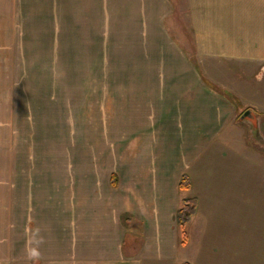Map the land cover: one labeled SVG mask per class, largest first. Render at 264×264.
Returning <instances> with one entry per match:
<instances>
[{"label":"rangeland","instance_id":"rangeland-1","mask_svg":"<svg viewBox=\"0 0 264 264\" xmlns=\"http://www.w3.org/2000/svg\"><path fill=\"white\" fill-rule=\"evenodd\" d=\"M167 1L173 12L162 18L160 32L155 30L160 19L137 15L131 0L120 19L116 7L109 9L113 23L106 31L93 22L95 31L83 30L89 27L81 23L89 0H0V264H41L37 244L42 247L51 233L66 234L71 201L77 227L100 205L114 211L126 233L123 253L130 258L141 253L144 213L149 201L157 208L162 198L150 179L165 166L172 175L182 169L163 158L168 151L158 141L168 130L149 99V88L164 83L159 78L166 63L150 57L160 49L158 33L183 48V54L176 48L178 57L166 59L175 70L186 67L179 82L209 83L230 94L237 106L233 118L248 122L247 134L264 147V0ZM213 92L220 103L233 105ZM193 98L199 97L189 101ZM248 109L251 115L240 117ZM261 155L252 167L245 161L251 178L241 175L238 160L222 161L226 173L238 170L228 173L237 189L230 196L218 193L212 207H203L187 226L192 250L209 231L217 235L212 241L218 247L226 241L223 234L233 228L224 221L228 212L237 232L253 234L249 203L260 215L263 210ZM179 191L173 203L183 199ZM177 229L182 244L178 224Z\"/></svg>","mask_w":264,"mask_h":264},{"label":"crops","instance_id":"crops-1","mask_svg":"<svg viewBox=\"0 0 264 264\" xmlns=\"http://www.w3.org/2000/svg\"><path fill=\"white\" fill-rule=\"evenodd\" d=\"M128 1L130 0H121L120 4L115 6V4L108 3V0H89L88 9L83 12L84 20L81 22L89 27L83 30L92 31L91 22L100 27L97 29L99 31L109 30V26L113 23L112 18L109 17V9L116 7L118 9L116 14L120 19L128 11ZM131 1H133L131 7L137 15L142 13L148 16V19L151 16L159 18L160 23L163 17L173 12L171 1ZM162 27V23L158 24L155 30L161 32ZM158 34L155 48L160 49L156 54L152 53L150 57L154 56L158 60L157 63H166L162 77L159 78L163 79L164 83L155 88H149V99L155 102L154 109L158 112L156 119L162 120L164 127L168 130L164 131V136L159 137L158 141L159 147L166 148L168 151L163 158L165 161H174V168L178 166L182 169L172 175L165 166L162 170H156L153 174L156 177L150 179L154 183L155 190L161 192L159 197L162 198L157 208L153 202L149 201L151 205L144 213L146 216L144 233L147 237H145L141 253L137 258H130L123 253L122 245L126 233L120 232V226L112 214L114 211L108 212L100 205V209L94 212V215L88 213L89 218L84 217L77 227L75 224L76 209L71 201L68 206V218H66V234L63 231L59 232V235L51 233V239L43 237L42 247L39 243L37 244L36 255L42 259L41 264H183L186 262L189 264H264V197L258 201L263 209L261 215L260 208L254 207L253 201L249 203L251 212L249 224L253 234L237 232L236 220L234 217L231 219L228 212L224 217L225 224H229L230 228V222L233 223L232 232L228 230L226 234H223L228 243L225 241L221 244L220 242L221 246L218 247L212 241L217 235L210 231L206 234L212 236L211 239L205 234L196 250L191 249L193 245L189 234L186 244L179 243V231L172 214L181 205L182 200L180 202L175 200V203L172 200L173 193L182 190L180 181L183 174H187L191 179V188L182 190L183 198L184 196L197 198L196 212L189 222V224H194L203 207L207 209L212 207L218 193L223 192L230 196V192L237 189L236 185H231L234 179L228 173L235 172L237 175L238 170L226 173L221 165L222 161L228 158L238 160L241 175L244 176V172L245 178H251L245 168V161L248 160L249 166L252 167V161L260 159L261 154H264V147L259 145V135L256 141L247 134L248 122L241 123L233 118V112L237 106L221 90L207 82L209 86H196L195 81H189L191 83L188 84L179 82L186 76V67L184 69L176 67L175 70L167 66L166 59L178 57L179 53L176 48L179 49L180 54H183V48L179 47L173 39L168 40L166 35ZM167 81L175 82L169 85ZM189 90L192 94L188 92ZM213 90L222 93L233 105L220 103V97H214ZM191 95L199 98L196 101L193 98L190 102ZM242 114L240 113V117ZM159 131L160 129L157 130L158 136H160ZM153 196H151L152 200ZM255 204L257 205V202ZM252 209H259V212L254 213V211L252 214ZM119 232L122 235L121 238ZM158 233L164 243L156 241ZM230 239H233V242H229ZM2 250L5 254L6 248L3 247ZM150 259H153V262L145 263V261H151Z\"/></svg>","mask_w":264,"mask_h":264},{"label":"trees","instance_id":"trees-1","mask_svg":"<svg viewBox=\"0 0 264 264\" xmlns=\"http://www.w3.org/2000/svg\"><path fill=\"white\" fill-rule=\"evenodd\" d=\"M224 94L227 97L231 96L230 94H227V93H224ZM232 98L235 99L234 97ZM110 180H111L112 186L116 187L117 182H118L117 174L113 172L111 174ZM180 188L182 190H189L191 188V179L187 174H183L181 181H180ZM196 208H197V198L196 197H184L181 201V206L177 209L176 220H177V224L182 229V236H183L182 244H186L188 241V232L186 228L192 216L195 214ZM183 264H189V263L186 262Z\"/></svg>","mask_w":264,"mask_h":264},{"label":"water","instance_id":"water-1","mask_svg":"<svg viewBox=\"0 0 264 264\" xmlns=\"http://www.w3.org/2000/svg\"><path fill=\"white\" fill-rule=\"evenodd\" d=\"M251 115V110L250 109H248V110H246L243 114H242V118L243 117H245V116H250Z\"/></svg>","mask_w":264,"mask_h":264}]
</instances>
